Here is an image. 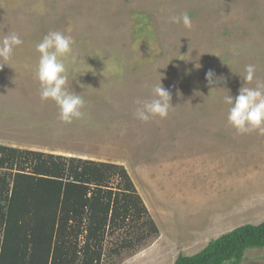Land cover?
<instances>
[{"label": "rangeland", "instance_id": "374dc122", "mask_svg": "<svg viewBox=\"0 0 264 264\" xmlns=\"http://www.w3.org/2000/svg\"><path fill=\"white\" fill-rule=\"evenodd\" d=\"M185 12L191 28L170 22ZM50 31L73 38L79 59L66 66L84 73L69 76L86 101L70 124L40 99L35 76V46ZM11 32L23 43L0 62V144L124 166L158 228L105 264H174L264 222V136L237 134L222 101L247 65L256 73L246 86L264 81V0H0V36ZM208 70L224 80L209 86ZM158 73L173 108L141 122L136 101L151 98ZM240 264H264V248Z\"/></svg>", "mask_w": 264, "mask_h": 264}, {"label": "trees", "instance_id": "16d2710c", "mask_svg": "<svg viewBox=\"0 0 264 264\" xmlns=\"http://www.w3.org/2000/svg\"><path fill=\"white\" fill-rule=\"evenodd\" d=\"M157 235L124 166L0 144V264H105ZM260 248L264 222L237 227L174 264H240Z\"/></svg>", "mask_w": 264, "mask_h": 264}, {"label": "clouds", "instance_id": "9594fccd", "mask_svg": "<svg viewBox=\"0 0 264 264\" xmlns=\"http://www.w3.org/2000/svg\"><path fill=\"white\" fill-rule=\"evenodd\" d=\"M170 22L182 23L184 27L191 28V18L187 12L180 16L170 17ZM22 43L23 41L15 32L0 36V62L10 61L14 50ZM74 43L70 35H65L60 31H50L35 46V50L39 54L35 76L40 84V99L53 101L59 109L60 121L69 124L74 119L84 117L85 113L81 109L86 103L80 94L68 86L69 76L71 75L75 80L79 74L70 73L66 66V61L72 64L78 63L79 58L73 54ZM4 65L6 64L0 63V67ZM195 67L199 68L200 65ZM255 73V66L247 65L243 84L238 89V94L233 96L226 88H223L227 90L228 94L223 96L222 101L228 106L227 123L235 129L237 134L255 131L258 135L264 136V81L257 80L255 87L246 86L254 80ZM158 74L159 80L151 89V98L136 101L138 107L134 115L141 122H148L157 116L165 119L169 110L173 108L171 93L161 84L162 73ZM205 80L209 86H213L220 84L224 78L217 76L212 70H208Z\"/></svg>", "mask_w": 264, "mask_h": 264}]
</instances>
